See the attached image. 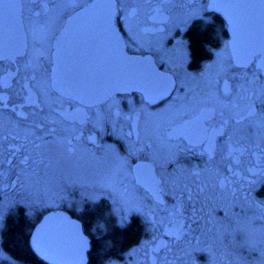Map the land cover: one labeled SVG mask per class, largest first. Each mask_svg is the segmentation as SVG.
<instances>
[{"label":"snow or ice","instance_id":"obj_1","mask_svg":"<svg viewBox=\"0 0 264 264\" xmlns=\"http://www.w3.org/2000/svg\"><path fill=\"white\" fill-rule=\"evenodd\" d=\"M262 186L264 0H0V232L44 264L94 261L105 204L150 238L99 264H264Z\"/></svg>","mask_w":264,"mask_h":264},{"label":"trees","instance_id":"obj_2","mask_svg":"<svg viewBox=\"0 0 264 264\" xmlns=\"http://www.w3.org/2000/svg\"><path fill=\"white\" fill-rule=\"evenodd\" d=\"M200 51L203 52L204 49L200 48ZM107 211L108 206L106 204L102 206V212L95 214L94 225L103 218ZM109 217L108 219L106 217V226L95 233L97 238V247L94 252L95 260L93 261L90 258V264H99L104 258L105 252L115 253L119 256L130 244L136 241V235L139 232V226L136 222L133 221L130 225L122 227L112 221L111 216ZM29 223L30 220L27 219L22 221L17 211L16 214L11 216L1 232V245L18 264H44L39 257L29 253L17 240V237L27 232Z\"/></svg>","mask_w":264,"mask_h":264},{"label":"flooded vegetation","instance_id":"obj_3","mask_svg":"<svg viewBox=\"0 0 264 264\" xmlns=\"http://www.w3.org/2000/svg\"><path fill=\"white\" fill-rule=\"evenodd\" d=\"M177 39H183L189 45V51L191 53V63L193 65V69H195L199 64H201L207 59V49L209 47H213L215 44V41L211 36V30L207 28L202 22H194L187 31H181L180 33H178ZM200 48L204 49V51L201 52ZM104 140L105 142L108 143L115 142V139L109 135H106L104 137ZM193 162L195 163L197 161H195V159L193 158ZM89 163L90 162L87 160L81 161V165L85 168L89 166ZM94 207L95 205L92 204L88 205V208H94ZM225 212L226 209L222 207L215 208L214 210V214L221 217L225 215ZM68 213L72 219H76L77 215H73L71 211H68ZM158 215H162V213H158ZM102 220L105 222L106 217H104ZM134 222H136V224L139 226L138 227L139 232L136 235L137 236L136 241L139 242L149 239L150 238L149 226L144 220V218L142 216H137ZM136 243L133 244L136 245ZM133 244H130L121 254L124 255L127 249L130 248L131 245ZM139 256H140L138 260L139 262L148 264V262L144 258L143 252L139 253ZM193 258L196 260L197 264H207V258L202 254H196ZM183 264H191V258L184 257Z\"/></svg>","mask_w":264,"mask_h":264},{"label":"rangeland","instance_id":"obj_4","mask_svg":"<svg viewBox=\"0 0 264 264\" xmlns=\"http://www.w3.org/2000/svg\"><path fill=\"white\" fill-rule=\"evenodd\" d=\"M76 215H79V212H77ZM105 216L107 217V219L110 218L109 216H111V215L109 214V211H107V212L104 214V217H105ZM104 217H103V218H104ZM103 218H102V219H103ZM111 218H112V221L118 223V222H117V221H118V218H115V217H113V216H111ZM102 219L99 220L98 222H96V224H99V225H100V229H103V228L106 226L105 222H104ZM118 224H119V223H118ZM94 226H95V225H94ZM136 242H137V241H135V242H133V243L135 244ZM139 242H140V241H139ZM139 242H137L136 245H134V244L132 243L133 245H131V247L128 248L127 251L124 253V258H125L126 261L128 260L127 252H128L129 250H131L132 248H136V247H138ZM0 248L3 249L2 245H1V232H0ZM3 250H4V249H3ZM4 251H5V250H4ZM5 252H6V251H5ZM7 254H8V253H7ZM8 255H9V254H8ZM139 257H140L139 254H138L137 256L133 257L132 260L128 262V264H144V263H141V262L138 261V260H139Z\"/></svg>","mask_w":264,"mask_h":264},{"label":"water","instance_id":"obj_5","mask_svg":"<svg viewBox=\"0 0 264 264\" xmlns=\"http://www.w3.org/2000/svg\"><path fill=\"white\" fill-rule=\"evenodd\" d=\"M67 214L69 215V213L67 212Z\"/></svg>","mask_w":264,"mask_h":264}]
</instances>
